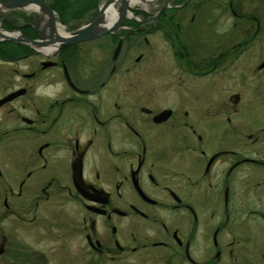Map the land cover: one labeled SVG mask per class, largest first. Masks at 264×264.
Returning a JSON list of instances; mask_svg holds the SVG:
<instances>
[{"label": "flooded vegetation", "instance_id": "1", "mask_svg": "<svg viewBox=\"0 0 264 264\" xmlns=\"http://www.w3.org/2000/svg\"><path fill=\"white\" fill-rule=\"evenodd\" d=\"M255 1L0 0V264H264Z\"/></svg>", "mask_w": 264, "mask_h": 264}, {"label": "rangeland", "instance_id": "2", "mask_svg": "<svg viewBox=\"0 0 264 264\" xmlns=\"http://www.w3.org/2000/svg\"><path fill=\"white\" fill-rule=\"evenodd\" d=\"M225 3H228L230 0H223ZM234 2H242V3H250L253 2L252 0H233ZM253 3H257V1L254 0ZM245 12V11H244ZM260 17V16H259ZM225 19H231L229 17H225ZM150 42L152 45L156 46V50L160 52V61L157 65L153 64L152 59L149 61V64L146 66L150 69L146 70L143 75V81L145 83H174L177 85V99H186L188 97V93L192 94L193 98H200L201 96H205L206 93H208V86L203 85L205 84V81H194L189 76H187L183 71L179 70L178 68L175 69V74H172L167 72V69L165 67H161L162 65L167 66V68H172V66H175V62L172 56L171 48L168 44L164 43L163 40H159L157 38H150ZM257 54L256 59L254 60L256 62V66H259L261 62L264 61V58H259L260 55H264V43L262 45L257 44ZM258 55V56H257ZM247 59H242V61H246ZM241 61V62H242ZM233 71V70H232ZM257 78L261 77L262 82L264 83V73L260 76L259 71ZM208 84V83H207ZM191 85V87H189ZM189 89V90H188ZM225 91L227 92V95L233 91V82H225ZM254 98V96L252 97ZM246 121H249L255 125L264 124V109L259 108L254 112V114L250 117L246 116L244 118Z\"/></svg>", "mask_w": 264, "mask_h": 264}, {"label": "water", "instance_id": "3", "mask_svg": "<svg viewBox=\"0 0 264 264\" xmlns=\"http://www.w3.org/2000/svg\"><path fill=\"white\" fill-rule=\"evenodd\" d=\"M105 8L103 10H101L100 15L98 16V19L102 18V15L104 14ZM126 13H127V10L125 7H123L120 14H119L120 21H122L124 19ZM120 21H118V23H116V25L113 26L112 31L109 30L108 32L110 33V32L116 31L120 27V24H121ZM99 22L98 23L93 22V23L87 25L83 30L76 33L75 36L71 40L66 41L64 44H62L61 47L72 45L76 42H82V41L92 39L95 36V31H94L95 29L94 28L97 27L98 24H100Z\"/></svg>", "mask_w": 264, "mask_h": 264}, {"label": "bare ground", "instance_id": "4", "mask_svg": "<svg viewBox=\"0 0 264 264\" xmlns=\"http://www.w3.org/2000/svg\"><path fill=\"white\" fill-rule=\"evenodd\" d=\"M106 18H108V19L110 20L112 17H111L110 14H108V15L106 16Z\"/></svg>", "mask_w": 264, "mask_h": 264}]
</instances>
